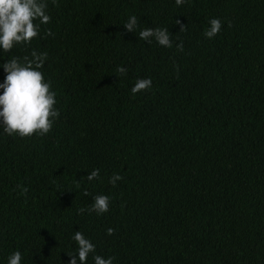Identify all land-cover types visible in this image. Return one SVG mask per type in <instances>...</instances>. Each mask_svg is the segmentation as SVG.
<instances>
[{
	"label": "trees",
	"instance_id": "1",
	"mask_svg": "<svg viewBox=\"0 0 264 264\" xmlns=\"http://www.w3.org/2000/svg\"><path fill=\"white\" fill-rule=\"evenodd\" d=\"M47 12L28 45L0 52L46 53L58 111L45 135L0 132V262L19 250L21 264H67L79 230L95 245L86 264H264V0H47ZM129 15L137 31L167 28L172 47L126 31ZM138 78L151 87L131 94ZM97 194L108 211L77 214Z\"/></svg>",
	"mask_w": 264,
	"mask_h": 264
},
{
	"label": "clouds",
	"instance_id": "2",
	"mask_svg": "<svg viewBox=\"0 0 264 264\" xmlns=\"http://www.w3.org/2000/svg\"><path fill=\"white\" fill-rule=\"evenodd\" d=\"M52 2L55 3V0ZM183 2L184 0H175L177 5ZM49 21L47 0H0V52H8L15 45H28L39 35L41 25H46ZM122 26L147 43L155 41L159 46L172 47L167 28L145 27L137 31L135 15H129ZM184 26H181L180 31L184 30ZM220 29V19L209 18L208 27L202 34L211 39ZM44 34L51 35V32L45 30ZM176 47L180 48L181 45L177 43ZM46 58V53L32 50L30 59H0L4 60L0 63V69L4 73L3 80L0 81V132L3 134L20 138L31 137L33 134L45 135L57 118L55 92L50 90V82L40 71ZM118 71L124 74L125 69L119 68ZM151 84L150 78H138L129 91L136 94L150 88ZM85 179L89 182L99 179V169H92ZM121 179L118 173H114L108 178V183L115 186ZM109 203L108 195L97 194L87 209L78 208L76 211L77 214L87 211L100 215L108 211ZM106 232L110 235L112 229L108 228ZM70 240L74 242L75 249L72 253H66L69 257L67 264H86L89 254L95 251V245L79 230L73 231ZM112 260L111 256L105 258L92 255L93 264H112ZM21 261V251L14 250L0 264H21Z\"/></svg>",
	"mask_w": 264,
	"mask_h": 264
}]
</instances>
